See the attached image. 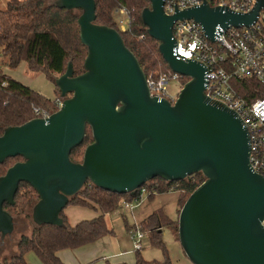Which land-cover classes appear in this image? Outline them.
Segmentation results:
<instances>
[{
	"label": "water",
	"instance_id": "1",
	"mask_svg": "<svg viewBox=\"0 0 264 264\" xmlns=\"http://www.w3.org/2000/svg\"><path fill=\"white\" fill-rule=\"evenodd\" d=\"M141 21L169 70L187 78L173 104L150 95L138 61L113 28L95 23L94 0H55L78 10L79 40L86 48L83 73L73 76L71 62L54 80L62 100L45 119L7 127L0 136V164L20 157L0 177V241L10 237L20 183L38 200L31 208L34 226L64 227L60 216L85 184L116 194L134 195L160 178L178 182L201 173L203 183L189 194L177 218L179 246L191 264H264V177L249 165L248 133L223 103L204 95L205 68L173 56L172 27L192 20L213 41L214 29L248 27L264 8L255 0L248 14L200 7L163 12L164 0H146ZM92 142L81 162L70 153L85 138ZM169 264V263H165Z\"/></svg>",
	"mask_w": 264,
	"mask_h": 264
},
{
	"label": "trees",
	"instance_id": "2",
	"mask_svg": "<svg viewBox=\"0 0 264 264\" xmlns=\"http://www.w3.org/2000/svg\"><path fill=\"white\" fill-rule=\"evenodd\" d=\"M55 0H8L5 9H0V136L7 127L21 126L36 118L34 109L47 114L58 110L56 100L59 99V90L55 87L56 96L49 100L26 85L13 79L5 71H13L22 63L29 70L43 72L54 81L62 75L71 62L73 76L83 73V62L86 57V48L79 40L77 18L80 11H66L52 5ZM95 23L115 29L121 36L125 47L138 61L146 77L149 75H170L172 72L163 61L158 51V43L150 38L146 27L141 21V12L149 7L146 0H94ZM124 9L128 17V26L124 32L118 28L115 11ZM4 68V69H3ZM187 78L180 79L183 86ZM4 85V86H3ZM236 90L245 100L252 102L264 96V90L253 79H246L236 83ZM92 134L87 126L83 142L70 153V160L79 163L82 160L85 148L91 144ZM20 157L8 158L0 164V177L17 162ZM204 181L201 173L194 174L183 181L165 182L155 178L143 186L149 192L148 198L154 193L180 191L175 220H171L161 209L153 211L140 222L141 231L147 234L149 246L159 250L163 262L147 261L141 251L134 252L135 264H165L170 263L162 232L168 229L175 242L178 241L177 218L182 202ZM175 185L177 187L175 188ZM140 191L134 195H116L98 189L87 183L81 191L69 200L68 206H77L93 210L96 217L69 225L61 212L64 227L43 225L33 229L30 236L21 235L16 243L15 253L9 259H0V264H28L25 254L33 253L41 264H63L57 253L63 250H75L94 244L103 237L112 235L105 221L121 209L123 203L138 200ZM38 196L26 183H20L14 196V205L3 204V210L16 221L25 208H32ZM123 218L125 228H133L126 216ZM3 260V261H2ZM125 264V263H122Z\"/></svg>",
	"mask_w": 264,
	"mask_h": 264
},
{
	"label": "built area",
	"instance_id": "3",
	"mask_svg": "<svg viewBox=\"0 0 264 264\" xmlns=\"http://www.w3.org/2000/svg\"><path fill=\"white\" fill-rule=\"evenodd\" d=\"M206 2L211 8H220L234 14H248L255 0H164L163 12L172 16L176 11L200 7ZM118 28L124 32L128 26V17L124 9L115 11ZM174 45L173 56L182 61H193L205 68L204 95L213 101L223 103L242 121L249 139V165L251 170L264 177V96L248 102L237 92L236 83L246 79L255 80L264 90V8L256 21L248 27L226 30L216 26L213 41L204 35L202 28L192 20L176 21L172 27ZM183 78L176 74L149 75L146 77L150 95L173 104L177 98L168 92V85L174 81L180 84ZM4 86V85H3ZM182 87V86H181ZM58 108L62 100H56ZM36 118L45 119L46 112L34 109ZM138 200L123 203L120 211L131 213L133 202H138L149 194L143 186L139 188ZM123 215V213L121 214ZM128 237L134 252L149 245L147 234L141 231L139 224H132ZM264 227V220L262 222Z\"/></svg>",
	"mask_w": 264,
	"mask_h": 264
},
{
	"label": "rangeland",
	"instance_id": "4",
	"mask_svg": "<svg viewBox=\"0 0 264 264\" xmlns=\"http://www.w3.org/2000/svg\"><path fill=\"white\" fill-rule=\"evenodd\" d=\"M8 0H0V9L3 10L6 7ZM4 60L2 56H0V67H2L1 61ZM4 69V68H3ZM13 79L21 82L22 84L29 87L31 90L38 92L41 96L46 99L53 100L56 96L54 81H52L51 77L43 72H34L28 69L25 63H22L17 69L13 71L7 72ZM181 89V85L177 82L172 81L168 87V92L177 95ZM177 185H175V188ZM180 195H183L180 191H169L164 193H154L152 194V198H148L147 194H145L142 199L138 202H133L131 204L132 211L131 213H136L142 204L146 205L144 210H146V214L151 213L156 209H161L166 215L179 210L178 200ZM186 199V198H184ZM185 200H183L184 202ZM182 202V203H183ZM183 205V204H182ZM135 209V211H134ZM124 216L127 217L128 223L132 224V220L128 211H120ZM119 211L113 213V215H108L105 219L107 227L112 230V235H109L108 239L110 240L111 246L113 247L115 252L126 251L129 248L131 249V244L129 242V237L127 230L125 228V224L123 218ZM138 217V215H137ZM140 219H137L135 223H138ZM33 229V223L31 221V208H25L18 219L15 221V228L10 237H7L3 242L0 241V259H9L11 253H15V245L18 242L21 235L30 236V233ZM162 239L165 243L166 249L168 251V258L171 264H178L179 259L171 260V250L173 249V239L170 231L168 229H164L162 232ZM178 254L181 259L185 261L187 264H191L186 257L184 256L180 246L176 244ZM132 252H134L132 250ZM134 254V253H133ZM141 255L144 259L147 260H157L158 262H163V256L159 250L151 248L149 245L145 246L143 250H141ZM25 260L28 264H41L33 253L25 254ZM2 260V261H3ZM130 264H134L133 255L131 254L129 260L127 261ZM127 263V264H128Z\"/></svg>",
	"mask_w": 264,
	"mask_h": 264
},
{
	"label": "crops",
	"instance_id": "5",
	"mask_svg": "<svg viewBox=\"0 0 264 264\" xmlns=\"http://www.w3.org/2000/svg\"><path fill=\"white\" fill-rule=\"evenodd\" d=\"M7 72L8 71H5L6 74H8ZM145 206L146 205H144L143 203L142 206L138 210H136V213L130 214V217H132L131 218L132 224H140V222H142L145 218H147L153 212L152 211L151 213L146 214L145 212L146 210H144ZM63 213L66 217L67 222L71 226H74L75 224L83 220L93 219L97 215V213L94 212L93 210L82 208V207H77V206H68L63 210ZM167 216L171 220H175L176 211L170 213L169 215L167 214ZM137 219H140V221L139 222L137 221L138 223H135ZM108 238L109 237H103L102 239L98 240L94 244L84 246V247H81L75 250L59 251L57 253V256L63 264H122V263L127 264L128 263L127 261L129 260V257L132 254L134 264H135V256L133 254L134 252H132L133 248H132V243L130 239H129V242L131 244V249L129 248L126 251L115 252ZM176 244L179 246V243L173 240V244H172L173 249L171 250L173 254H171V260L174 261V259H179L178 264H187L185 261L181 259L180 255L178 254ZM151 260H154V259H151ZM151 260H147V261H151Z\"/></svg>",
	"mask_w": 264,
	"mask_h": 264
}]
</instances>
